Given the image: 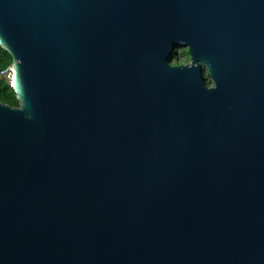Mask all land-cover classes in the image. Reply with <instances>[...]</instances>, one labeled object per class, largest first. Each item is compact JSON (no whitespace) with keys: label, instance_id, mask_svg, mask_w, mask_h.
Listing matches in <instances>:
<instances>
[{"label":"water","instance_id":"water-1","mask_svg":"<svg viewBox=\"0 0 264 264\" xmlns=\"http://www.w3.org/2000/svg\"><path fill=\"white\" fill-rule=\"evenodd\" d=\"M0 264H264V0H0Z\"/></svg>","mask_w":264,"mask_h":264},{"label":"trees","instance_id":"trees-1","mask_svg":"<svg viewBox=\"0 0 264 264\" xmlns=\"http://www.w3.org/2000/svg\"><path fill=\"white\" fill-rule=\"evenodd\" d=\"M10 64L8 55L0 49V69L5 68ZM0 103L16 107V102L11 88L3 80H0Z\"/></svg>","mask_w":264,"mask_h":264},{"label":"built area","instance_id":"built-area-1","mask_svg":"<svg viewBox=\"0 0 264 264\" xmlns=\"http://www.w3.org/2000/svg\"><path fill=\"white\" fill-rule=\"evenodd\" d=\"M9 78H10V65L0 69V80H3L6 84L9 85Z\"/></svg>","mask_w":264,"mask_h":264}]
</instances>
